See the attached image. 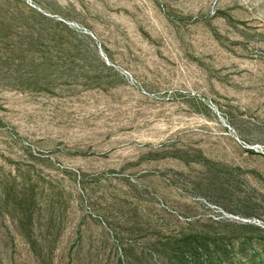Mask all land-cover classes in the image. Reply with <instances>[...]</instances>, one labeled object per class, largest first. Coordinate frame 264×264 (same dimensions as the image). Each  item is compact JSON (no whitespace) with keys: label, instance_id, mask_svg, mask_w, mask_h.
Listing matches in <instances>:
<instances>
[{"label":"rangeland","instance_id":"374dc122","mask_svg":"<svg viewBox=\"0 0 264 264\" xmlns=\"http://www.w3.org/2000/svg\"><path fill=\"white\" fill-rule=\"evenodd\" d=\"M0 264H264V0H0Z\"/></svg>","mask_w":264,"mask_h":264}]
</instances>
